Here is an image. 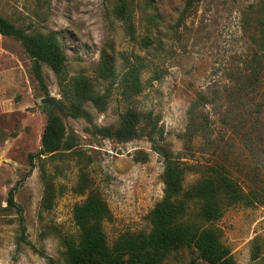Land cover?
Returning <instances> with one entry per match:
<instances>
[{"label": "rangeland", "instance_id": "1", "mask_svg": "<svg viewBox=\"0 0 264 264\" xmlns=\"http://www.w3.org/2000/svg\"><path fill=\"white\" fill-rule=\"evenodd\" d=\"M126 2L137 40L113 13L116 0H0V15L27 33L56 34L66 55L65 82L81 74L107 94L102 109L84 104L90 119L68 115L69 101L53 70L42 64L43 87L20 42L0 34V264H64L66 243L78 234L73 209L90 191L110 212L103 223L109 242L148 232L149 212L163 196L164 160L146 134L152 131L155 145L189 164L212 161L210 143L186 141L188 106L200 92L212 100L204 109L211 136L241 162H247L249 143L264 185V0ZM147 37L149 45L139 42ZM102 54L115 68L112 80L96 77ZM129 63L140 67L141 90L123 95L118 78ZM254 68L258 75L249 76ZM249 78L259 83L244 99L250 112L221 122L229 90ZM47 95L60 107L42 103ZM255 103L261 109L251 112ZM128 109L150 113L151 121L141 119L139 136L122 141L98 131L115 128ZM49 111L61 117L73 145L42 154ZM248 132L252 142L244 138ZM196 178L188 172L184 183ZM10 191L14 204L8 202ZM214 225L233 264H264V205L230 206ZM159 264L206 263L191 246L172 250Z\"/></svg>", "mask_w": 264, "mask_h": 264}, {"label": "trees", "instance_id": "2", "mask_svg": "<svg viewBox=\"0 0 264 264\" xmlns=\"http://www.w3.org/2000/svg\"><path fill=\"white\" fill-rule=\"evenodd\" d=\"M113 13L123 21L130 38L137 40L126 0H116ZM0 34L11 36L20 42L30 58L34 77L43 87L42 64L53 70L63 96L69 101L65 107L68 115L90 119V113L84 106L86 102L99 109L105 106L107 94L97 90L87 76L76 75L65 82L66 55L55 33H27L0 15ZM139 42L149 45L151 39L141 38ZM258 71V68H254L248 75L256 77ZM140 73L138 65H126L118 78L123 95H132L141 90ZM96 77L104 81L116 77L115 68L105 54L101 55L97 64ZM257 81L258 79L249 78L235 82L228 92L229 109L219 117L221 122H227L230 114L231 117L240 116L243 119L250 112V106L246 107L244 99L256 91L259 84ZM211 101V98L200 92L190 102L186 141L199 137L207 144L210 143L213 150L212 161L189 164L168 149L155 145L152 131L146 134L164 160L161 177L163 196L149 212L150 230L137 234H120L109 242L103 223L110 218V212L101 196L90 191L85 200L73 209L78 234L66 243L63 251L64 264H159L172 250L191 246L196 250V257L206 264H233L228 247L222 242L219 228L214 222L230 206L264 205V185L259 177L256 154L252 152L249 143H246L247 162H241L239 157L233 156L229 151V145L225 146L217 141V137L211 136V119L204 110ZM260 105L255 103L251 112H258ZM144 117L151 121L149 112L128 109L119 115L115 128L105 126L98 131L104 136L129 140L140 135L139 124ZM150 124L154 125L153 122ZM65 135L61 117L49 111L41 133L40 152L53 154L71 148L73 144ZM244 138L252 142V133H246ZM188 172L197 174V178L186 185L184 178ZM8 202L14 204L12 191L9 192ZM17 210L20 212V209ZM256 257L257 252L254 251L252 258ZM50 261V264H56L53 260Z\"/></svg>", "mask_w": 264, "mask_h": 264}, {"label": "water", "instance_id": "3", "mask_svg": "<svg viewBox=\"0 0 264 264\" xmlns=\"http://www.w3.org/2000/svg\"><path fill=\"white\" fill-rule=\"evenodd\" d=\"M41 102L50 106H54V107H60L59 103L56 102L55 98L52 95H47L41 98Z\"/></svg>", "mask_w": 264, "mask_h": 264}]
</instances>
